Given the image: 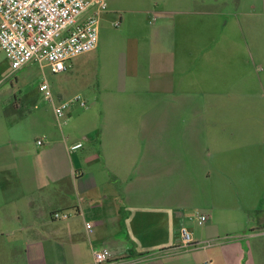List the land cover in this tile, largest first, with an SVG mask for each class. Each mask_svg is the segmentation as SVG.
<instances>
[{
	"label": "crops",
	"instance_id": "1",
	"mask_svg": "<svg viewBox=\"0 0 264 264\" xmlns=\"http://www.w3.org/2000/svg\"><path fill=\"white\" fill-rule=\"evenodd\" d=\"M127 1L149 3L110 8L121 43L85 93L97 111L44 124L29 155L0 132V264H89L102 246L125 264H264V109L229 106L228 1Z\"/></svg>",
	"mask_w": 264,
	"mask_h": 264
},
{
	"label": "rangeland",
	"instance_id": "2",
	"mask_svg": "<svg viewBox=\"0 0 264 264\" xmlns=\"http://www.w3.org/2000/svg\"><path fill=\"white\" fill-rule=\"evenodd\" d=\"M227 1L226 4L219 5L224 8V13L220 18L223 30L221 34L218 33V37L227 46L230 72L234 65H238V77L243 80L236 94L229 93V106L252 109L256 107L257 101L258 107L264 109V19L252 13L253 0ZM106 3L107 8L99 19V47L72 57L69 60L70 67L66 70L55 72L47 64H39L34 60L12 70L6 54L0 50V132L3 131L10 138L11 143L8 145L13 147L15 155H29L33 151L37 132L44 124L58 127V119L53 110L58 100L80 95L86 102L84 106L78 101L72 102L63 114L77 108V111L90 108L91 113L97 111V106L92 104L91 98L85 93H94L95 81L103 68L109 62L116 61L115 48L105 53L106 47L121 43L116 37L120 22L110 8L116 4L123 8H141L149 2L106 0ZM92 8L84 11L77 19L91 12ZM43 79L51 88L53 100L46 99L39 88ZM229 79L231 82V74ZM75 120L70 123L63 122L62 129L65 132L71 129L75 126Z\"/></svg>",
	"mask_w": 264,
	"mask_h": 264
},
{
	"label": "built area",
	"instance_id": "3",
	"mask_svg": "<svg viewBox=\"0 0 264 264\" xmlns=\"http://www.w3.org/2000/svg\"><path fill=\"white\" fill-rule=\"evenodd\" d=\"M90 7L92 11L77 19ZM107 8L106 0H0V50L17 69L28 61L47 64L52 71H63L69 67V60L75 55L89 51L97 45L99 19ZM39 88L46 99L53 100L48 82L43 79ZM79 101L80 95L55 103L54 113L60 118L67 106ZM41 143L42 139H37ZM81 142L70 148L79 147ZM67 210H54L52 217L66 218ZM197 221L202 223L207 214L198 213ZM178 244L192 242V232L185 225L178 227ZM131 259L109 260L106 247L92 250L89 264H125Z\"/></svg>",
	"mask_w": 264,
	"mask_h": 264
}]
</instances>
